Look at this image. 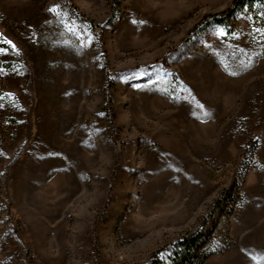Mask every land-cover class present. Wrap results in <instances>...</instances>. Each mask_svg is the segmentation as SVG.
Wrapping results in <instances>:
<instances>
[{
    "label": "rangeland",
    "instance_id": "1",
    "mask_svg": "<svg viewBox=\"0 0 264 264\" xmlns=\"http://www.w3.org/2000/svg\"><path fill=\"white\" fill-rule=\"evenodd\" d=\"M195 232L264 264V0H0V264H172Z\"/></svg>",
    "mask_w": 264,
    "mask_h": 264
},
{
    "label": "trees",
    "instance_id": "2",
    "mask_svg": "<svg viewBox=\"0 0 264 264\" xmlns=\"http://www.w3.org/2000/svg\"><path fill=\"white\" fill-rule=\"evenodd\" d=\"M73 12L80 19L85 22V19L77 13ZM110 74V72H108ZM201 234L199 232L190 233L177 243V249L173 253L172 264H202L206 256L200 252Z\"/></svg>",
    "mask_w": 264,
    "mask_h": 264
},
{
    "label": "snow or ice",
    "instance_id": "3",
    "mask_svg": "<svg viewBox=\"0 0 264 264\" xmlns=\"http://www.w3.org/2000/svg\"><path fill=\"white\" fill-rule=\"evenodd\" d=\"M51 11H55V9H51ZM8 43L11 44L10 41ZM12 47H13V49H15V46L14 45Z\"/></svg>",
    "mask_w": 264,
    "mask_h": 264
}]
</instances>
